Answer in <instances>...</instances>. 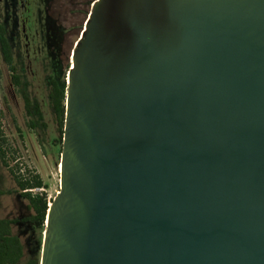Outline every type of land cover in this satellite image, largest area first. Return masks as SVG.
<instances>
[{"label":"water","instance_id":"obj_1","mask_svg":"<svg viewBox=\"0 0 264 264\" xmlns=\"http://www.w3.org/2000/svg\"><path fill=\"white\" fill-rule=\"evenodd\" d=\"M73 62L41 264H264V0H96Z\"/></svg>","mask_w":264,"mask_h":264},{"label":"rangeland","instance_id":"obj_2","mask_svg":"<svg viewBox=\"0 0 264 264\" xmlns=\"http://www.w3.org/2000/svg\"><path fill=\"white\" fill-rule=\"evenodd\" d=\"M92 1L94 0H81L82 13L76 16L78 30L68 37L63 69L55 71L52 64L60 53L61 36L47 15L48 0H0V22L8 29L20 71L24 75V88L31 97L39 100L48 124L46 132L29 127L30 118L23 96L14 85L7 64L0 57V110L3 129L10 142L19 149V162L43 178L45 188L36 189L35 193H46L49 201L54 200L60 191L63 152L60 125L50 107V82L57 78L61 87L68 86V52L73 41L78 39L77 33L92 10ZM11 165H16L12 159ZM0 190L6 192L0 196V219L23 220L33 214L27 200L21 197L16 181L1 160ZM46 228V223L43 225L41 222L20 221L13 226V234L21 238L25 248L20 264L42 258Z\"/></svg>","mask_w":264,"mask_h":264},{"label":"trees","instance_id":"obj_3","mask_svg":"<svg viewBox=\"0 0 264 264\" xmlns=\"http://www.w3.org/2000/svg\"><path fill=\"white\" fill-rule=\"evenodd\" d=\"M0 57H2L7 64L12 73L13 83L18 92L23 96L25 109L30 118L28 122L29 127L34 130L40 129L46 132L48 124L45 120V114L41 104L38 99L31 97L24 88L22 75L18 73L16 56L9 38L8 29L1 22ZM67 91L68 86L63 88L58 83L54 82L49 92L50 107L60 125L62 140L64 137L67 112ZM2 119V111L0 110V160L10 171L18 185V191L21 197L27 200L28 207L33 213L23 221L41 222L44 225L47 222L50 205L53 200L49 201L47 194L44 192L35 193L36 189L45 188L44 180L36 171L23 166V163L19 162V149L15 147L6 136ZM11 159L16 162L15 166L11 165ZM5 193L6 192L0 190V196ZM20 221L19 219H0V264H19L24 257V244L20 237L13 234V226ZM26 264H41V258L31 259Z\"/></svg>","mask_w":264,"mask_h":264},{"label":"flooded vegetation","instance_id":"obj_4","mask_svg":"<svg viewBox=\"0 0 264 264\" xmlns=\"http://www.w3.org/2000/svg\"><path fill=\"white\" fill-rule=\"evenodd\" d=\"M95 1L96 0L92 1V10L90 11L89 15L87 16L86 20L84 21V23L80 27V30L77 33L78 39L73 41L72 46L70 47V50L68 52L67 60H69V62H70V68L68 71V80H69L70 70L74 67V64H73L74 63L73 62L74 52H75L80 40L83 39L84 33L86 31V25H87V22L89 20V16H90L91 12L93 11V6L95 4ZM80 3H81V0H48L47 15L61 36L60 53L57 56V58L55 59V61L53 62L54 64H52V65H54L55 71H61L63 69L64 56L66 54L65 53V46L67 44L68 37L72 36V34H74V32L76 33L78 30V24L76 21V16L78 14L82 13V11L80 9L81 8ZM12 45H13V43H12ZM14 52H15V49H14ZM15 56H16V63L18 66V73L22 75V80H23V85H24V75L20 71L19 61H18L16 53H15ZM56 79L57 78H53L51 80L50 86H52L54 82H56L60 85V82ZM23 220H21V221H23Z\"/></svg>","mask_w":264,"mask_h":264},{"label":"bare ground","instance_id":"obj_5","mask_svg":"<svg viewBox=\"0 0 264 264\" xmlns=\"http://www.w3.org/2000/svg\"><path fill=\"white\" fill-rule=\"evenodd\" d=\"M45 233H46V231H45Z\"/></svg>","mask_w":264,"mask_h":264}]
</instances>
